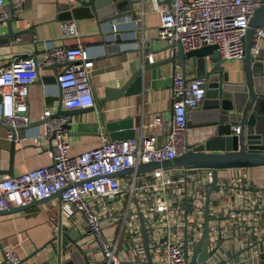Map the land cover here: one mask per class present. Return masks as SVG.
Wrapping results in <instances>:
<instances>
[{
  "label": "built area",
  "instance_id": "1",
  "mask_svg": "<svg viewBox=\"0 0 264 264\" xmlns=\"http://www.w3.org/2000/svg\"><path fill=\"white\" fill-rule=\"evenodd\" d=\"M259 2L170 0L169 3H157L153 0L151 9L159 14L158 38L179 41L184 49L214 44L221 58H243L244 34ZM21 5L22 0H9V3L0 0V23L9 15H15ZM142 14L143 11L134 16L132 22L141 21ZM60 24L63 35L77 33L73 20L62 19ZM112 28H116L114 23ZM261 41H264V19L255 26L250 54L256 53ZM93 55L90 47L80 41L72 46L45 44L41 62H64L56 73L63 107H85L94 103L89 75ZM147 56L149 60L154 57L151 51ZM37 67L36 59L28 53L0 65V121L5 126L27 122L26 85L37 78ZM206 82L205 75L187 76L174 72L170 90V127L162 142L156 141L155 133L142 131L124 138L110 139L102 135L96 146L71 154L64 126L69 115L54 114L47 107L42 108L41 130L36 135L49 139L46 150L50 160L16 174L1 176L0 208L24 204L61 189L62 225L68 222V226H75L82 234L77 243L81 237H88L91 264H148L142 247L139 212L148 228L152 264H185L182 243L185 240L189 256L202 232L203 191L205 183L212 179V168L166 165L139 173L113 175L112 172L149 159L173 157L190 149L186 113L200 104ZM9 136L10 130L6 128V137ZM220 185L218 180L216 187ZM246 200L243 195L239 205L244 207ZM211 203L209 197L206 248L214 247L215 250L199 264L255 263L260 251L257 240L245 244L249 248L233 256L231 254L236 250L222 253L221 221L227 217L234 221L237 216L228 209L227 217H219L225 214L214 213L210 209ZM115 218H118V224L111 232H105V221L112 222ZM250 229L255 234L253 225ZM262 251L264 253V247ZM19 258L10 244H0V264H20Z\"/></svg>",
  "mask_w": 264,
  "mask_h": 264
},
{
  "label": "crops",
  "instance_id": "2",
  "mask_svg": "<svg viewBox=\"0 0 264 264\" xmlns=\"http://www.w3.org/2000/svg\"><path fill=\"white\" fill-rule=\"evenodd\" d=\"M65 1L67 0H22L21 9L16 13L18 18L12 20L11 25L13 29H28L12 37V43L0 45V65L26 53L31 54L38 63L37 78L26 85L25 93L28 120L34 123L26 125L20 137L13 141L11 174L49 162L50 157L46 150L49 139L36 135L41 130V109L47 107L55 112L60 103V107L65 108L57 80L50 77L59 71L64 62L58 61L54 65L41 62L47 42L72 46L80 41L90 47L94 53L89 73L94 103L96 97L106 94L105 88L112 90L120 86L137 66L152 62L141 73L139 91L112 94L101 100L98 107L77 106L67 110L65 114L69 115V127L66 140L69 153L75 154L96 146L102 135L109 138L106 128L102 126L101 116L105 121L132 117L134 134L139 131L145 134L155 133L157 142L164 141L170 127L172 76L176 71L181 72V67L175 59L166 58L171 53L170 47L161 49L170 39L157 37L160 21L159 14L151 9L153 0L133 2L134 10L131 15L112 21L115 29L109 23L100 26L93 16L87 14L84 7H77L74 15L70 13L69 17H62V13L66 11L63 7ZM156 2L162 3L157 0ZM73 5H78V2L74 1L71 6ZM141 11V21L134 24L131 19ZM62 19H71L76 23L75 35L62 34ZM5 29V22L2 21L0 32ZM116 42H119L120 49H117ZM260 46L264 48V41L260 42ZM148 51L154 56L152 60L147 56ZM220 64L222 69L229 72L231 78L242 73V58H221ZM185 69V75H195L190 59L186 60ZM200 104L192 110L191 115L195 122L201 119ZM196 136L195 129L187 128L188 139ZM8 141L6 127L0 122V177L8 175L4 172L8 168ZM217 177L221 185L211 190L210 209L219 215L232 209L237 216L234 221L229 217L221 221L222 236L219 241L222 253H231L256 240L264 247V164L219 167ZM243 195L247 198L244 207L239 205ZM58 204L59 199L50 196L41 203L0 212V244H10L20 258L26 255L34 246L56 232ZM61 218L63 221V216ZM116 221H119L118 218L112 222L105 221L104 231L111 232L118 224ZM68 225V222H63L62 228L67 229L70 227ZM250 225L256 229L255 234ZM87 242L88 237L85 236L79 239L78 244L80 251L90 258L91 251ZM47 249L38 251L26 260H37L45 256L50 253Z\"/></svg>",
  "mask_w": 264,
  "mask_h": 264
},
{
  "label": "water",
  "instance_id": "3",
  "mask_svg": "<svg viewBox=\"0 0 264 264\" xmlns=\"http://www.w3.org/2000/svg\"><path fill=\"white\" fill-rule=\"evenodd\" d=\"M76 1L78 5L71 4ZM140 0H67L63 2L66 9L62 17H69L75 14L77 7H84L89 16L95 18L96 23L113 24L114 19L123 16H129L133 13L134 4ZM169 3L170 0H157ZM258 6L250 15L249 26L245 31L244 56L242 58L241 74H235L231 78L229 72L221 68V56L214 44H205L197 48L184 49L179 41L170 40L164 44L161 49L170 47L171 53L166 57L175 59L181 67V73L186 74L185 63L190 59L195 75H205L207 82L205 85L204 97L201 100L200 108L201 119L198 122L192 119V110L188 109L186 116L187 128L195 129L197 136L189 138L191 148L175 155L163 159H149V161L139 162L136 165L114 170L112 174L144 172L151 167L166 165H192V166H209L212 168L211 180L205 183L203 195V224L202 232L198 240L194 243L193 249L188 256V248L183 240L182 248L184 252L185 264H199L208 254H211L215 248H206L208 241V213L210 191L218 186L217 170L219 167L229 166H250L254 164H264V48L259 46L255 54H250L253 32L255 26L261 24L264 15V0H259ZM9 3V0H7ZM17 15H9L4 18L6 29L0 32V45L9 44L10 39L28 27L22 29H13L11 21L17 19ZM117 49H120L119 42H116ZM132 46V45H131ZM57 61L49 62L54 65ZM152 62L148 61L137 66L129 78L120 86L110 90L105 88V95L96 97L95 103L89 108L98 107L99 102L110 97L112 94H121L137 92L141 88L142 71L150 66ZM57 72L50 75L52 79L57 80ZM61 104V103H60ZM58 104L54 114L66 113L70 108H61ZM102 126L106 128L109 138L130 137L135 133L132 117L119 118L105 121L101 116ZM43 118L40 119V122ZM1 122V121H0ZM34 122L27 120L23 125H6L10 130L9 136V155L8 168L6 174H11V152L13 141L20 136L26 125ZM65 128L69 127V121L64 123ZM238 127V130H236ZM198 129V130H197ZM68 130V129H67ZM70 184V183H69ZM61 189L50 192L42 198H34L24 204L10 205L9 207L0 208V212L17 210L29 204L41 203L50 196L59 199ZM56 212V232L41 244L34 246L20 259V264H91V260L83 251L77 239L80 235L75 226L67 229L62 228V218L60 216V199ZM140 232L142 235V247L145 250L146 262L152 264L150 249L148 245V232L142 215L138 212ZM228 214L219 217H227ZM49 246V249H47ZM249 245H244L236 250L231 256L245 250ZM260 251L257 261L253 264H264L263 246L258 242ZM46 248L49 250L45 256L37 260H26L27 257L36 255V253ZM68 255V256H67ZM222 260V259H221ZM220 260V261H221Z\"/></svg>",
  "mask_w": 264,
  "mask_h": 264
},
{
  "label": "rangeland",
  "instance_id": "4",
  "mask_svg": "<svg viewBox=\"0 0 264 264\" xmlns=\"http://www.w3.org/2000/svg\"><path fill=\"white\" fill-rule=\"evenodd\" d=\"M226 60V59H225ZM116 222H118V221H116ZM112 227H109V229H111Z\"/></svg>",
  "mask_w": 264,
  "mask_h": 264
}]
</instances>
